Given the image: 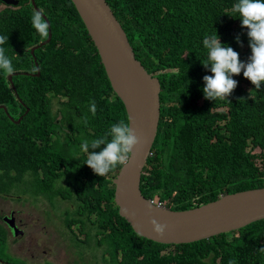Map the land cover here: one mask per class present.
I'll return each instance as SVG.
<instances>
[{"label":"trees","instance_id":"16d2710c","mask_svg":"<svg viewBox=\"0 0 264 264\" xmlns=\"http://www.w3.org/2000/svg\"><path fill=\"white\" fill-rule=\"evenodd\" d=\"M19 1L16 10L4 11L9 24L0 31L8 36L0 47L18 74L15 94L8 74L0 72V107L9 115L0 110V178L5 181L0 192L21 191L20 198H13L18 202L45 199L52 210L71 203L61 217L66 228L84 232L82 240L73 236L75 246L103 247L102 259L109 256L110 264H264V220L181 245L156 243L133 230L113 199V180L123 165L100 177L85 165L87 154L80 151L85 140L104 137L121 120L127 123L97 48L71 0H35L48 17L50 42L34 51L37 69L30 51L13 59L16 49L46 39L31 25L36 12L31 0ZM105 2L135 58L161 85L160 122L142 174L143 196L185 211L225 194L264 189V84L255 89L241 72L224 100H206L202 91L203 77L211 75L202 66L205 36L215 32L241 62L251 55L247 29L232 12L238 0ZM53 99L58 105L54 113ZM91 101L96 103L94 116Z\"/></svg>","mask_w":264,"mask_h":264},{"label":"water","instance_id":"95a60500","mask_svg":"<svg viewBox=\"0 0 264 264\" xmlns=\"http://www.w3.org/2000/svg\"><path fill=\"white\" fill-rule=\"evenodd\" d=\"M71 2L97 48L111 90L125 108L127 122L131 118L130 127L140 138V143L133 149L129 162L121 167L113 180V199L119 208L120 216L126 219L138 235L164 245L191 244L264 220V189L225 194L215 201L185 211L167 209L143 196L142 174L152 156L160 122V82L149 75L135 58L124 30L105 0ZM8 3L19 5L17 0ZM32 5L39 11L35 0H32ZM42 18L49 24L45 15ZM48 33L45 41L32 48V55L35 50L50 42L49 29ZM16 76L18 74L9 76V83L15 94L17 91L13 77ZM0 110L7 112L5 107H0ZM28 112L29 110L26 115ZM22 120L23 118H20L16 124H20ZM151 219L167 225L162 236L152 231L149 224ZM8 222L15 227L12 225L13 220ZM17 231L16 235L21 234Z\"/></svg>","mask_w":264,"mask_h":264},{"label":"clouds","instance_id":"9594fccd","mask_svg":"<svg viewBox=\"0 0 264 264\" xmlns=\"http://www.w3.org/2000/svg\"><path fill=\"white\" fill-rule=\"evenodd\" d=\"M232 12L238 14L241 27L247 29L251 55L247 62H241L236 51L231 47L221 45L215 32L205 36L203 47L207 50V59L202 66L211 72V75L203 77L204 87L202 91L206 100L226 99L237 87V81L233 77L240 75L241 72L255 89L259 90L264 84V0H238L232 6ZM43 15L40 10L34 12L31 25L41 38H47L50 24L45 22L42 18ZM237 41L239 42V37H237ZM7 42L8 36H0V46ZM14 71L15 68L11 59L6 55L5 48L0 47V72L11 75ZM89 111L93 116L95 115V101L90 102ZM84 122L86 124L87 119ZM130 124L131 118L127 123L121 120L113 124L104 137L90 142L85 140L80 145V151L87 154L85 165L95 175L104 177L117 165H125L129 162L133 149L140 143V138L133 132ZM101 145H103V149L98 153L90 152V149L95 150ZM151 201L154 202V200ZM154 204L165 207L163 203L154 202ZM149 224L152 231L158 236H162L167 227L156 219H151ZM261 251H264V248ZM230 264H234V262L230 261Z\"/></svg>","mask_w":264,"mask_h":264},{"label":"rangeland","instance_id":"374dc122","mask_svg":"<svg viewBox=\"0 0 264 264\" xmlns=\"http://www.w3.org/2000/svg\"><path fill=\"white\" fill-rule=\"evenodd\" d=\"M57 101L52 100V111L53 113L57 110ZM1 177V176H0ZM0 186H3V180L0 178ZM15 192L13 190L10 193ZM19 191L18 193H20ZM14 200V199H13ZM155 202V201H154ZM3 208L6 210L13 209L19 212V218L23 223H27L24 226V231L28 240L33 239V245L38 240L48 239L51 245V251L48 252L49 247H44L43 252L54 255L60 264H110L109 256L104 260L103 247L102 249H96L91 243V249L87 247H81L77 249V245L73 239V236H77L78 240L84 239V232L81 234L76 227L72 229L66 228L64 218L61 217V211L71 207L69 202H61L58 209L52 210L50 205L45 199H38L35 204H32L28 200H22L20 202H11L10 199L2 200ZM48 217V219H47ZM72 232H71V231ZM88 231V230H87ZM71 240V241H70ZM26 242V239L20 243ZM34 246L35 253H39ZM78 254H82L81 260L78 259ZM79 261V262H78Z\"/></svg>","mask_w":264,"mask_h":264},{"label":"flooded vegetation","instance_id":"af4514ba","mask_svg":"<svg viewBox=\"0 0 264 264\" xmlns=\"http://www.w3.org/2000/svg\"><path fill=\"white\" fill-rule=\"evenodd\" d=\"M8 1H15V0H0V31L6 25L9 24V18L4 14L5 13L4 11L8 9L16 10L19 6V5L9 4ZM39 10L41 11L40 8ZM42 14H44L46 19L48 20L47 15L43 11ZM11 22L16 26L15 22L13 21ZM32 48H24L19 50L16 49L17 51L12 54V58L18 59L19 56L27 54L28 51H30L31 53ZM32 56L34 61L33 63L35 64L36 67V60L34 58V55ZM11 75H16V74L12 73ZM11 75L7 76L8 82H9V76ZM30 75L34 76L33 74ZM14 78L15 77H13V79ZM22 107L25 108V105H22ZM5 113L7 114L8 111ZM20 113L21 111L19 112V114ZM25 175L29 176L30 172H26ZM7 179L12 184V181H10L9 178ZM22 180H25V178H22ZM4 183L5 181H3V186ZM16 197L20 198L17 192L9 193V191H7V194L0 192V264H60L58 263L57 258L54 257V255L43 252L44 247H49L48 252L51 251L52 243L48 239L38 240V242L35 245H33V239L30 238V240H28V237H25L26 234L24 231L25 228L24 226H26L27 223H23V221L19 218V212L16 210L14 211L13 209L8 211L3 208L2 200L10 199L11 202L13 201L18 202L16 200H13V198ZM9 220H13L12 225H14L15 227L11 226V223L8 222ZM16 230H18L17 231L18 234L19 232H21V234L16 235ZM24 239H26V242L24 243L23 241V243H20ZM34 246L37 247L36 250H38L39 253L38 252L35 253L34 251H32L34 249Z\"/></svg>","mask_w":264,"mask_h":264}]
</instances>
